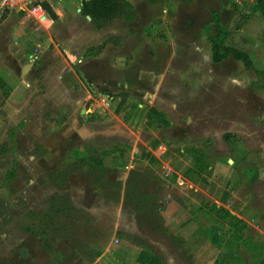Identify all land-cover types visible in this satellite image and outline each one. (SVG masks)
<instances>
[{
	"label": "rangeland",
	"instance_id": "obj_1",
	"mask_svg": "<svg viewBox=\"0 0 264 264\" xmlns=\"http://www.w3.org/2000/svg\"><path fill=\"white\" fill-rule=\"evenodd\" d=\"M217 1L249 69L211 61L207 0L134 1L111 36L79 0L47 29L0 9V264L264 260V15Z\"/></svg>",
	"mask_w": 264,
	"mask_h": 264
},
{
	"label": "trees",
	"instance_id": "obj_2",
	"mask_svg": "<svg viewBox=\"0 0 264 264\" xmlns=\"http://www.w3.org/2000/svg\"><path fill=\"white\" fill-rule=\"evenodd\" d=\"M52 17H55L54 12L51 11L49 6L46 5ZM259 12L264 15V0H254L253 12ZM80 12L83 15H88L93 23H100L110 21L116 17H130L133 14L129 3L126 0H81ZM216 33L208 35V41L210 44L211 60L213 63H219L227 57H231L235 60L241 61L244 66L249 69L252 66V60L249 53L226 42L230 30H225L216 21ZM222 32V34H221ZM260 73V72H259ZM2 80H0L1 83ZM147 117L150 120L157 121L159 125L165 123L164 116L154 108H151ZM90 157V156H89ZM91 158V157H90ZM92 161L87 162L90 165ZM137 261L143 264H163L159 262V259L147 252L142 250L137 256ZM264 260L260 263L262 264Z\"/></svg>",
	"mask_w": 264,
	"mask_h": 264
},
{
	"label": "crops",
	"instance_id": "obj_3",
	"mask_svg": "<svg viewBox=\"0 0 264 264\" xmlns=\"http://www.w3.org/2000/svg\"><path fill=\"white\" fill-rule=\"evenodd\" d=\"M68 1H70V0H62L61 2H59V3H54L53 4V6L50 8V6H49V8L51 9V11L52 12H54V14H55V17H56V15H59L58 17H59V20H57V21H62L63 20V18H64V14H66L65 13V11L63 10L62 11V9L61 10H59V7L61 8V7H63V3L64 2H68ZM130 5L132 4H134L133 2L135 1V2H137V0H126ZM163 0H148V2H149V5H148V7H147V10H146V12H153V13H155L156 12V10H159V3L160 2H162ZM207 1H209L210 2V4H213L212 5V7H211V11H212V14H216L217 15V17H218V24L221 26V27H223V25L220 23V21H219V13H220V11L219 10H217V8H216V6L215 5H219V2L217 1V0H207ZM159 2V3H158ZM251 3H252V10H253V6H254V0L253 1H251ZM55 4H59V6L56 8V5ZM65 5V4H64ZM129 5V6H130ZM132 5H131V10L133 11V14L130 16V17H125V16H122V17H116V18H113L112 20H110V21H106V22H100V23H98V24H96V23H93L92 21H91V19H90V17L88 16V15H83L81 12H80V9H81V0H79V2H78V8H76V11H78L79 12V14H81L82 16H84V18H85V20H87V21H89L91 24H93L94 26H98V27H100V26H102L103 28H105L108 32H110V36H111V34L113 33H116V28L113 26L114 24V22L115 21H124L125 23H124V25H126L127 26V28L129 29V30H132V28L134 29V30H136L137 28H138V25H139V23H138V20H143V21H145L146 19H144L141 15H139L140 14V11H139V9H138V7L136 8V6H135V8H136V10H134V8L132 7ZM195 5H198V2L197 3H195ZM48 6V5H47ZM139 12H138V11ZM2 11H6V9L5 10H2ZM8 11V10H7ZM11 11H14L15 13H17L18 14V12H22L23 13V11L22 10H19L18 9V6L16 7V9H13V10H10V12ZM49 11V10H48ZM161 11H163V12H165L166 10L165 9H163V10H161ZM219 11V12H218ZM4 15H5V13H1L0 14V19H2V17H4ZM137 15V16H136ZM52 16V15H51ZM66 17V16H65ZM25 19H28L29 21H33V20H31V19H29V18H26V16L24 15V13H23V15H22V17H21V20H20V22L19 23H21V22H23ZM6 20V19H5ZM5 20L3 19V21L1 22V24L2 23H4L5 22ZM56 21V22H57ZM202 21H204V19L202 20ZM144 23H147V22H144ZM53 24V19H52V21L49 23V24H47V25H41V26H43L45 29H47V28H49L51 25ZM136 25V26H135ZM208 26V25H207ZM139 27H142V26H139ZM217 29V27H216V23H215V30ZM117 33H118V31H117ZM212 34V33H211ZM230 34V33H229ZM142 37H144V39H145V36H142ZM147 43H146V42ZM148 43H149V41L148 40H142L141 42H139L137 45H138V47H137V49H135V51L136 50H140V49H143V50H145V46L146 45H148ZM119 44H122V39H120L119 40ZM210 58H211V55H210ZM212 61V60H211ZM28 68H29V66H28ZM27 68V69H28ZM26 69V70H27Z\"/></svg>",
	"mask_w": 264,
	"mask_h": 264
},
{
	"label": "built area",
	"instance_id": "obj_4",
	"mask_svg": "<svg viewBox=\"0 0 264 264\" xmlns=\"http://www.w3.org/2000/svg\"><path fill=\"white\" fill-rule=\"evenodd\" d=\"M61 1L62 0H0V9L13 10L18 6V9L22 10L27 18L44 26L49 24L53 19L46 5L51 8L54 3H59ZM28 57L34 59L36 57L35 52H30Z\"/></svg>",
	"mask_w": 264,
	"mask_h": 264
},
{
	"label": "water",
	"instance_id": "obj_5",
	"mask_svg": "<svg viewBox=\"0 0 264 264\" xmlns=\"http://www.w3.org/2000/svg\"><path fill=\"white\" fill-rule=\"evenodd\" d=\"M29 65L25 66V68L23 69V71H25L28 68ZM82 113L84 112V110L81 111Z\"/></svg>",
	"mask_w": 264,
	"mask_h": 264
}]
</instances>
